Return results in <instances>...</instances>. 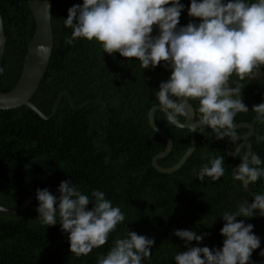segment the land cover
<instances>
[{
	"label": "trees",
	"instance_id": "1",
	"mask_svg": "<svg viewBox=\"0 0 264 264\" xmlns=\"http://www.w3.org/2000/svg\"><path fill=\"white\" fill-rule=\"evenodd\" d=\"M185 10L178 27L199 18L188 16L191 0H181ZM83 0H52L54 49L43 82L31 102L50 116L62 92H68L76 106L93 102L85 109H72L67 97L57 115L41 119L32 109L20 107L0 110V205L18 208L36 190L47 188L53 194L61 181H71L90 195L93 190L106 194L113 206H119L126 220L109 235L108 242L91 253L77 257L70 251L68 235L61 225H42L38 219V200L19 214L0 212V264H97L117 239L127 231L154 238L151 259L142 264H176L174 255L186 252L185 241L173 235L176 230H190L204 235L202 243L191 246L216 249L223 247L221 235L225 211H236L244 200L254 202V195L264 194V177L245 188L233 178L232 171L242 162L239 155L226 151L230 140H216L212 130L197 131L196 150L185 166L173 174H161L152 160L166 150L165 140L150 126V110L158 106L156 91L171 76L164 62L145 70L136 58L117 52L104 53L100 43L80 39L67 45L72 29L64 26L68 9ZM171 6V5H169ZM6 46L1 67L0 92L14 89L18 83L36 23L28 0H0ZM264 73V67H262ZM232 83V84H231ZM232 87L240 86V95L249 111L238 113L235 123H249L255 134L250 139L252 152L264 160V125L255 121L254 105L264 103V76L260 81L231 77ZM198 117V100H190ZM185 121L184 117H180ZM156 122L173 141V150L158 161L162 168L176 166L190 148V131L167 123L158 111ZM238 135L249 131L240 129ZM241 143V141H240ZM232 144L230 152H234ZM243 151L240 156L243 157ZM224 156L225 174L213 182H201L194 174L210 157ZM264 166V165H262ZM90 203H94L90 202ZM93 207L90 206L89 209ZM254 225L261 247L251 260L264 264V217H238ZM207 234V235H205Z\"/></svg>",
	"mask_w": 264,
	"mask_h": 264
},
{
	"label": "clouds",
	"instance_id": "2",
	"mask_svg": "<svg viewBox=\"0 0 264 264\" xmlns=\"http://www.w3.org/2000/svg\"><path fill=\"white\" fill-rule=\"evenodd\" d=\"M50 8L45 2L49 15ZM184 10L181 0H83L82 5L68 9L64 26L72 29V34L65 43L94 40L104 53L136 58L145 70L164 62L171 76L160 84L156 99L167 123L185 127L190 119L189 101L198 100L199 115L188 126L190 132L204 134L210 127L209 138L230 140L235 145L234 158L239 155L242 161L233 168V178L247 188L264 177V160L254 152L240 156L241 136L235 117L249 108L236 98L240 86L229 87V83L234 74L240 81L255 78L264 67V0H191L188 16L201 22L178 27ZM154 25L159 28L157 36L152 35ZM48 51L45 45H38L36 55L46 59ZM252 111L255 121L264 125V103L254 105ZM256 143H264V135H256ZM224 164V156L210 157L198 173L193 171L201 182L206 177L215 182L224 176ZM57 191L58 197L47 188L36 190L38 219L47 228L60 224L68 235L71 253L77 257L105 245L126 220L120 207L113 206L100 190L88 195L65 180ZM257 215L264 217V194L254 195L252 203L244 200L234 212L225 211L221 217L225 222L222 249L191 246L193 241L202 243L205 236L176 230L173 235L185 241L188 249L174 255L176 264H254L251 257L261 247V238L254 234V225L237 218ZM154 245V238L127 231L125 238L115 240L107 254L98 257L97 264H142L151 259ZM260 255L264 257V251Z\"/></svg>",
	"mask_w": 264,
	"mask_h": 264
},
{
	"label": "water",
	"instance_id": "3",
	"mask_svg": "<svg viewBox=\"0 0 264 264\" xmlns=\"http://www.w3.org/2000/svg\"><path fill=\"white\" fill-rule=\"evenodd\" d=\"M45 2L51 5L50 8V15L48 14L47 10L45 9ZM30 5L31 12L34 16L36 29L33 38L30 41L28 51L25 57L22 73L20 79L14 89L9 92L3 93L0 92V110L9 111L14 110L20 107H28L32 109L41 119L43 120H51L53 119L58 112L59 106L61 101L64 97H67L69 103L73 110L80 111L85 109L88 105L92 104L93 102H88L82 106H76L72 96L68 92H62L58 99L54 104L53 111L50 116H45L32 102V98L39 90L43 79L46 75L48 67L50 65V60L52 57V52L54 49V33H53V26H52V0H28ZM153 36L159 35V28L157 25L153 26ZM38 45H45L49 51L47 54L46 59L42 57H38L36 55V48ZM6 46V38L4 32V24L3 19L0 12V67L3 64L4 60V52ZM264 76L263 69L261 68L260 74L255 78L249 77L248 80L250 81H260ZM229 87H232L229 83ZM190 104V103H189ZM190 113V119L185 122V127H177L183 130H189V127L196 119V112L195 108L192 104L188 106L187 109ZM161 111L159 106L153 107L148 115V121L151 128L160 135L166 142L167 147L166 150L157 156H155L152 160L153 167L161 174H173L180 169H182L189 158L193 155L196 150V135L197 132H190V148L188 149L185 156L181 159V161L174 167L166 169L162 168L158 161L165 159L173 150V141L170 136L161 129L157 122H156V113ZM163 112V111H161ZM164 113V112H163ZM165 114V113H164ZM166 115V114H165ZM208 129L212 130L210 127ZM240 129H247L249 132L243 136H241V143H240V151L242 149H246L245 155H251L253 146L251 144L250 139L255 134V128L253 125L249 123H242L237 125V131ZM233 143L229 141L226 147V151L229 156H234L232 152H230V147ZM241 153V152H240ZM244 155V156H245ZM57 197L59 196V192L53 194ZM37 199L36 193H33L20 207L18 208H11L0 205V212L10 213V214H19L29 208V206ZM94 203H90L88 207L93 206Z\"/></svg>",
	"mask_w": 264,
	"mask_h": 264
},
{
	"label": "flooded vegetation",
	"instance_id": "4",
	"mask_svg": "<svg viewBox=\"0 0 264 264\" xmlns=\"http://www.w3.org/2000/svg\"><path fill=\"white\" fill-rule=\"evenodd\" d=\"M243 151H244V152H246V149H245V148H244V149H242L241 153H242ZM241 153H240V154H241ZM248 187H249V186H248Z\"/></svg>",
	"mask_w": 264,
	"mask_h": 264
}]
</instances>
